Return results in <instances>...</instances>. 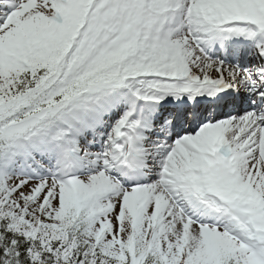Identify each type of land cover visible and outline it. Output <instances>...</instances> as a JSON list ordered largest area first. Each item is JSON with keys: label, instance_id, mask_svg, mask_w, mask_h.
I'll use <instances>...</instances> for the list:
<instances>
[{"label": "snow or ice", "instance_id": "1", "mask_svg": "<svg viewBox=\"0 0 264 264\" xmlns=\"http://www.w3.org/2000/svg\"><path fill=\"white\" fill-rule=\"evenodd\" d=\"M0 264H264V0H0Z\"/></svg>", "mask_w": 264, "mask_h": 264}]
</instances>
